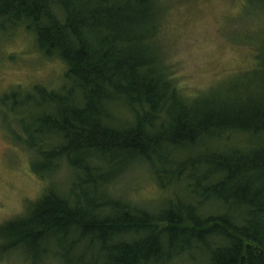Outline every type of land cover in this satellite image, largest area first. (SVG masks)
Returning <instances> with one entry per match:
<instances>
[{
    "label": "trees",
    "instance_id": "trees-1",
    "mask_svg": "<svg viewBox=\"0 0 264 264\" xmlns=\"http://www.w3.org/2000/svg\"><path fill=\"white\" fill-rule=\"evenodd\" d=\"M161 5L0 0V31L27 30L65 66L59 88L0 99L33 173L51 183L64 170L23 217L0 225V256L264 264V46L250 75L185 97L158 44ZM250 5L264 16V0ZM136 173L162 192L154 204L132 198L130 184L117 189Z\"/></svg>",
    "mask_w": 264,
    "mask_h": 264
},
{
    "label": "rangeland",
    "instance_id": "rangeland-1",
    "mask_svg": "<svg viewBox=\"0 0 264 264\" xmlns=\"http://www.w3.org/2000/svg\"><path fill=\"white\" fill-rule=\"evenodd\" d=\"M249 1L161 0L158 44L182 95L205 94L257 69L258 46H264V16L252 14ZM64 72L61 61L40 54L32 33L25 29L0 31V99L36 85L57 89ZM3 112L0 104V225L23 217L50 184L64 176L62 169L50 183L33 173L31 154L13 142L2 122ZM126 180L117 189L130 184L127 190L138 201L153 203L162 194L143 173L128 175ZM0 264L34 263L10 255L0 256Z\"/></svg>",
    "mask_w": 264,
    "mask_h": 264
}]
</instances>
